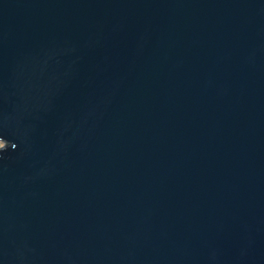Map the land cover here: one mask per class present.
<instances>
[{"label": "water", "instance_id": "water-1", "mask_svg": "<svg viewBox=\"0 0 264 264\" xmlns=\"http://www.w3.org/2000/svg\"><path fill=\"white\" fill-rule=\"evenodd\" d=\"M0 264H264V0H0Z\"/></svg>", "mask_w": 264, "mask_h": 264}, {"label": "rangeland", "instance_id": "rangeland-1", "mask_svg": "<svg viewBox=\"0 0 264 264\" xmlns=\"http://www.w3.org/2000/svg\"><path fill=\"white\" fill-rule=\"evenodd\" d=\"M2 144L0 143V146H1Z\"/></svg>", "mask_w": 264, "mask_h": 264}]
</instances>
